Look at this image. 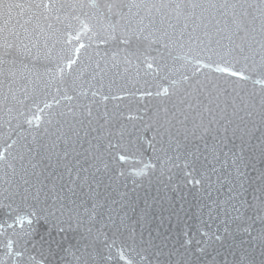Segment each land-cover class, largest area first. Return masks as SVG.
Masks as SVG:
<instances>
[{
	"label": "water",
	"instance_id": "95a60500",
	"mask_svg": "<svg viewBox=\"0 0 264 264\" xmlns=\"http://www.w3.org/2000/svg\"><path fill=\"white\" fill-rule=\"evenodd\" d=\"M16 2L0 264H264L260 0Z\"/></svg>",
	"mask_w": 264,
	"mask_h": 264
},
{
	"label": "snow or ice",
	"instance_id": "6c2138e0",
	"mask_svg": "<svg viewBox=\"0 0 264 264\" xmlns=\"http://www.w3.org/2000/svg\"><path fill=\"white\" fill-rule=\"evenodd\" d=\"M41 6H43L44 8H48V9H51V7H52L51 4H44V5L35 4V5H33V4L19 3V2H16V0H0V19L3 20V26L0 27V33H3L5 31H7L10 36H14V37L18 38V34L15 31V26H13L12 28L8 27V25L14 19V15H13L14 11L15 10H19L18 12H16V15L20 16V15H23V11L26 8H32V7L39 8ZM151 7H157V6L156 5H151ZM159 7H161V8L168 7V5L161 4V5H159ZM175 7L177 9H179V8L182 7V5L177 4V5H175ZM189 7L195 9L197 7L203 8L205 6L193 3V4H190ZM207 7L208 8H217L218 6L216 4H209V5H207ZM219 7L220 8H225V9L231 8L233 10L232 15L234 17V23H237V27L239 29L241 27V25H240V22H239V17L237 15L236 11H235V9L237 8V5H235V4L229 5V4L225 3V4H222V5H219ZM239 7L240 8H244V5H240ZM247 7L248 8H255L259 12L261 20H262L260 31H261L262 34H264V0H260L259 4H249V5H247ZM239 15L245 16V15H247V13L246 12H242ZM25 23H27V21H25ZM16 24L19 25L20 28L24 27L23 24H20L19 20H16ZM24 31L26 32L27 29H24ZM218 31H220V30L218 29ZM243 31H245L246 36H247L248 29L247 28H243ZM205 35H207V33H205ZM246 36L245 37H241L240 38L241 42L238 43V44L235 43V41H233L232 36H227V39L229 40V45H230L227 54L231 55L234 51H236L238 49L239 53L241 55H243L244 52H245V48L246 47H248V48L251 47L250 44H246ZM208 43L211 44V40H209ZM216 43H217V45H219V43H220L219 40H217ZM231 45H234V47H232ZM260 45H261V48L264 49V40H262L260 42ZM8 46L11 47V45H8ZM81 47H83V45H81ZM76 51L79 52V49H76ZM244 58L247 59L248 57L244 56ZM72 63H75V61L74 60L69 61V66H71ZM148 67L151 68L152 65L149 64ZM218 70L219 71H225V72L229 71V69H227V68H222V69H218ZM231 74L234 75V76L235 75H242L241 73H237V72H232ZM120 159H124V157L121 156ZM128 264H133V261L132 260H128Z\"/></svg>",
	"mask_w": 264,
	"mask_h": 264
}]
</instances>
